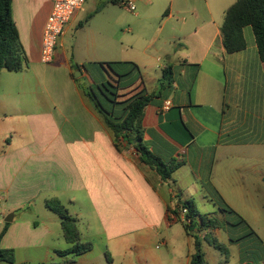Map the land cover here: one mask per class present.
Masks as SVG:
<instances>
[{
  "label": "crops",
  "instance_id": "crops-1",
  "mask_svg": "<svg viewBox=\"0 0 264 264\" xmlns=\"http://www.w3.org/2000/svg\"><path fill=\"white\" fill-rule=\"evenodd\" d=\"M204 1L201 10L194 0H183L187 10L178 6L180 23L174 25L170 40L163 42L166 48L161 49L157 39L140 49L130 44L115 61L135 64L148 93L156 92L164 70L171 72L170 88L144 110L141 139L163 163L183 161L166 183L140 162L132 147L123 143L122 150H116L111 134L84 97L88 88L107 79L99 63L114 62L91 58L89 47L80 56L75 44L68 46L66 35L84 7L65 27L52 62L44 64L63 78L61 86L52 87L45 84L46 71L40 63L51 0H11V15L25 56L19 72L0 73V234L6 228L0 248L13 250L12 264L56 262L50 247H44L40 257L32 258V254L42 249L34 240L36 233L50 235L54 226L51 215L45 213L50 212L45 201H62L61 197L74 209L71 213L78 223L82 212L91 213L106 242V252L93 255L91 250L78 256L75 264H189L193 236L203 238L210 233L216 238L221 230L193 231L188 236L174 215L178 202H195L192 193L198 192L216 208L204 215L224 221L220 208L227 204L218 185L228 180L255 181V173L262 182L264 172H255V151L264 150V64L254 36L245 40L243 51L228 54L223 48V15L236 0ZM209 1L219 10L220 22ZM172 17L169 13L168 19ZM154 47L163 59L149 55ZM155 69L161 71L159 78L151 75ZM76 70L78 78L73 76ZM166 101L171 107L162 111ZM236 157L251 158L254 163L231 166L229 161ZM221 160L225 164L218 169ZM234 173L238 174L235 178L229 177ZM181 187L188 194L181 193ZM82 199L84 205L79 203ZM10 214L12 222L5 223ZM230 239V246L239 243ZM154 241L157 245L152 248ZM240 257L239 264L245 263L242 250ZM61 258L65 260L57 264L69 260Z\"/></svg>",
  "mask_w": 264,
  "mask_h": 264
},
{
  "label": "rangeland",
  "instance_id": "rangeland-1",
  "mask_svg": "<svg viewBox=\"0 0 264 264\" xmlns=\"http://www.w3.org/2000/svg\"><path fill=\"white\" fill-rule=\"evenodd\" d=\"M182 2L183 0H135V11L130 12L120 5L119 0H88L84 6L85 10L79 12L74 25L66 35L67 44L68 46L75 44L78 49L76 52L80 56H85L82 53L83 49L89 47L88 54L91 55V58H111L114 62L123 56L122 49L130 44L140 49L151 44L154 39H157V45H160L161 49L162 47L164 49L166 47L163 42L170 40L173 35L172 29L174 25L180 23V16L177 13L178 6L180 10L183 8L184 10L188 9L187 4H183ZM209 4L216 11L214 14L215 20L220 22V18L222 17L218 12L219 10H216L212 1H209ZM194 5L201 10L205 6V1L194 0ZM169 13L173 15L170 19H168ZM202 13L201 15H203ZM89 14L93 16L87 19ZM79 23L82 27H78ZM250 37H253L251 29L246 28L245 40L249 41ZM173 48L174 50H178L180 47L174 46ZM157 51L158 48L154 47L148 53L155 59H163L162 55ZM41 68L46 71L45 84L47 86L55 87L63 84L61 74L53 72L50 66H44V64H41ZM151 75L159 78L161 71L155 69ZM73 76L74 78H78L79 71H74ZM256 154L260 156L258 157ZM262 155H264L263 149L255 151V172H264V159L261 157ZM253 163L254 161L251 158L236 157L229 161L231 166L237 168L248 167ZM224 164V160L219 161L218 169H223ZM237 175L234 173L230 174L229 177L235 178ZM218 186L222 199L229 208L237 213V216L225 213L224 231L221 230L219 236L216 237L219 242L228 248L227 263H224V255L203 244L202 249L207 253L206 260L208 264H212V262H215V264H239L241 250L244 252L243 258L246 262L264 264V184L259 180L258 174L255 173V181L241 183L237 180H228ZM180 190L181 193L183 191L185 195L188 194V191H185L184 187H181ZM192 195L195 197V207L201 215L216 210L211 202L201 199L198 192L192 193ZM61 199L62 201L60 202L63 205L65 204L64 206L68 213L73 216L71 212H74V209L66 206L67 204L63 202L64 197H61ZM186 200L189 199L186 198ZM79 203L84 205V199L80 200ZM45 213L51 215L50 217L54 221V226L51 225L50 227L52 230L50 235L36 233L34 240L38 242L37 244L41 245L42 249L36 250L32 254V258L40 257L44 252V247L47 246L51 248V252L55 254L57 259L54 264L61 263L65 259L59 257L58 252L66 251L70 246L62 236L58 217L50 212ZM82 214L78 223L81 242H89L92 245L93 255L106 252V242L101 234L99 222L93 218L91 213L82 212ZM239 219H242L245 224H237ZM37 221L39 222V220ZM228 238L233 240L239 239V243L230 246ZM156 245L157 241H154L152 248ZM53 254L52 256L54 257ZM65 258L71 259L72 257L71 255H67ZM20 261H22V257H19ZM32 264H37V261L35 260Z\"/></svg>",
  "mask_w": 264,
  "mask_h": 264
},
{
  "label": "trees",
  "instance_id": "trees-1",
  "mask_svg": "<svg viewBox=\"0 0 264 264\" xmlns=\"http://www.w3.org/2000/svg\"><path fill=\"white\" fill-rule=\"evenodd\" d=\"M246 27L250 28L253 33L259 59L264 64V0H236L225 10L220 34L226 53H237L246 48L243 36V29ZM24 59L18 32L11 15V0H0V73L2 70L19 72ZM99 65L105 70L107 79L95 85L94 88H88L84 92L85 99L99 117L103 127L111 134L116 150L121 151L120 145L123 143L132 147L139 155L140 162L153 170L162 182L168 183L173 174L183 165V161L172 159L163 163L142 145L141 139L144 110L154 98L159 97L163 90L170 88L173 82L171 72L164 70L156 92L148 93L143 87L140 69L135 64L108 62L99 63ZM181 125L187 131L184 125ZM262 182L264 184V177ZM178 204L179 207L174 215L188 236H193V231L224 230V221L201 215L192 200L179 201ZM45 207L58 217L63 238L70 246L66 251L58 252L59 257L71 255L72 258L63 264H75V259L90 252L92 245L89 242H81L77 226L78 219L71 216L58 199L46 200ZM182 209H186L187 224L179 219V212ZM220 210L223 213L237 216V213L227 205L221 207ZM237 224H245V222L239 219ZM5 230L6 228L0 237ZM193 238L194 252L190 256L189 264H207L202 250L203 242L228 259L227 247L210 236V233H206L203 238L198 236H193ZM238 241L239 239H236L234 242ZM105 257L109 262L108 253ZM0 262L12 264L14 262L13 250L0 248Z\"/></svg>",
  "mask_w": 264,
  "mask_h": 264
},
{
  "label": "built area",
  "instance_id": "built-area-1",
  "mask_svg": "<svg viewBox=\"0 0 264 264\" xmlns=\"http://www.w3.org/2000/svg\"><path fill=\"white\" fill-rule=\"evenodd\" d=\"M86 0H51L52 6L42 31V41L40 50V63L50 64L53 60L54 51L59 43V39L64 33L76 12L82 11ZM121 6L128 11H135V0H119ZM171 107V102L166 101L162 106V111H167ZM186 209L179 212L181 222L187 224L185 219Z\"/></svg>",
  "mask_w": 264,
  "mask_h": 264
},
{
  "label": "water",
  "instance_id": "water-1",
  "mask_svg": "<svg viewBox=\"0 0 264 264\" xmlns=\"http://www.w3.org/2000/svg\"><path fill=\"white\" fill-rule=\"evenodd\" d=\"M12 216H13V215H11V214H10V215H7V216L5 217V219H4V222H5V223H11V222H12Z\"/></svg>",
  "mask_w": 264,
  "mask_h": 264
}]
</instances>
